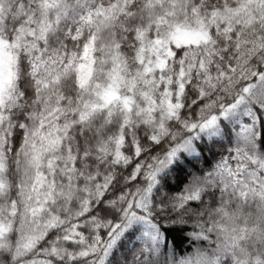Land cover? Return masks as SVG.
Masks as SVG:
<instances>
[{
  "label": "snow or ice",
  "instance_id": "snow-or-ice-1",
  "mask_svg": "<svg viewBox=\"0 0 264 264\" xmlns=\"http://www.w3.org/2000/svg\"><path fill=\"white\" fill-rule=\"evenodd\" d=\"M0 264H264V0H0Z\"/></svg>",
  "mask_w": 264,
  "mask_h": 264
}]
</instances>
